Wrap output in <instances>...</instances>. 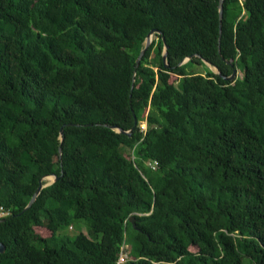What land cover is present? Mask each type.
Wrapping results in <instances>:
<instances>
[{
	"label": "trees",
	"instance_id": "obj_1",
	"mask_svg": "<svg viewBox=\"0 0 264 264\" xmlns=\"http://www.w3.org/2000/svg\"><path fill=\"white\" fill-rule=\"evenodd\" d=\"M217 4L0 0V264H264V0Z\"/></svg>",
	"mask_w": 264,
	"mask_h": 264
},
{
	"label": "water",
	"instance_id": "obj_2",
	"mask_svg": "<svg viewBox=\"0 0 264 264\" xmlns=\"http://www.w3.org/2000/svg\"><path fill=\"white\" fill-rule=\"evenodd\" d=\"M221 3H222V0H218V4H217V15H218V21H219V22H220V19H221V13H222V6H221ZM153 34H160V31H158V30H156V29H151V30L146 34V36H145V38H144V41H143L142 48L139 50V53H138V55H137V57H136V59H135V63H136V64H138V62H139L141 56L143 55L145 49H146L147 46L150 44V42H151V38H152ZM161 40H162V43H163V51H162V54H161L162 65H163V67L166 68V67H167V63H166V60H165V56H166L165 49L167 48V46L164 44V39H163V37H161ZM191 56H192V55H188V56L184 57L183 59H181V60L177 63V65H181V64L185 63L187 60L190 59ZM195 56H197V55H195ZM201 60H202V62H203L204 64H206V65L212 67L213 70L210 68L211 71L214 72V73H216V74L218 75V77L222 78L223 80H232V79L235 77V75H236V70H235V69H232L231 73H230L228 76H223V75L220 74V72H218V70L216 69L215 66H213V65H211V64H209V63H207V62H205L204 59H201ZM225 63H227V64L230 65V63H229L228 61H226V60H225ZM133 124H134V125L136 124V120H135L134 116H133ZM67 125H71V124H67ZM108 128L114 130V131L117 132V133L124 134V135H126V136H129L130 133H131V129H129V130H122L121 128H119V127H117V126H115V125H110V126H108ZM59 133L61 134V128L59 129ZM60 139H61V137H60ZM57 153H58V155H60V153H61V149H60L59 146H58V148H57ZM47 176H51V177H52V179H51L50 182H46V181H45V178H46ZM57 179H58V176H56V175H54V174H48V175H43V176H41L40 179L38 180L37 187L35 188V190H34L32 196L30 197V199H29V201L27 202V204L23 207V209L21 210V212L24 211V210H26V209L32 204V202L34 201V199H35L36 196L38 195L39 191H40L43 187H46V186L50 185L52 182H54V181L57 180ZM130 220H132V219H130ZM3 250H4V246L0 243V253L3 252Z\"/></svg>",
	"mask_w": 264,
	"mask_h": 264
},
{
	"label": "rangeland",
	"instance_id": "obj_3",
	"mask_svg": "<svg viewBox=\"0 0 264 264\" xmlns=\"http://www.w3.org/2000/svg\"><path fill=\"white\" fill-rule=\"evenodd\" d=\"M204 65L206 67H208V65H206V64H204ZM210 68L213 70L212 67H210ZM193 70L197 71V72H200V73H203V70H202L201 66H199V65L193 67ZM236 75L237 76L240 75L238 71L236 72ZM140 128L144 129V124L142 122L140 123ZM78 231H83L84 232V227H83L82 223H78L77 225H74L72 228H69L66 232H67L68 236L73 237L76 233H78ZM37 232L40 233L43 236H48L49 235V231L45 227H41L39 229L37 228ZM125 246L123 247V250L120 253L123 256V258L125 257V255L127 256V252H128V250H127V248Z\"/></svg>",
	"mask_w": 264,
	"mask_h": 264
},
{
	"label": "built area",
	"instance_id": "obj_4",
	"mask_svg": "<svg viewBox=\"0 0 264 264\" xmlns=\"http://www.w3.org/2000/svg\"><path fill=\"white\" fill-rule=\"evenodd\" d=\"M155 165H156V163L155 162H152L151 167L153 168ZM122 260H123V256L120 254L119 255V258H118V262H120Z\"/></svg>",
	"mask_w": 264,
	"mask_h": 264
},
{
	"label": "bare ground",
	"instance_id": "obj_5",
	"mask_svg": "<svg viewBox=\"0 0 264 264\" xmlns=\"http://www.w3.org/2000/svg\"><path fill=\"white\" fill-rule=\"evenodd\" d=\"M208 68L210 69V67L208 66ZM51 179H52V177L51 176H47L46 178H45V181L46 182H50L51 181Z\"/></svg>",
	"mask_w": 264,
	"mask_h": 264
}]
</instances>
